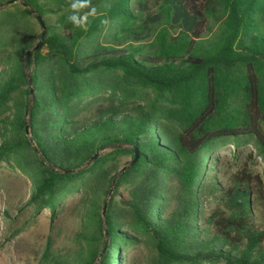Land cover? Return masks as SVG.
Listing matches in <instances>:
<instances>
[{"label": "trees", "instance_id": "obj_1", "mask_svg": "<svg viewBox=\"0 0 264 264\" xmlns=\"http://www.w3.org/2000/svg\"><path fill=\"white\" fill-rule=\"evenodd\" d=\"M71 2L0 0V115L12 99L15 110L0 160L29 154L27 204L52 213L40 264H115L131 229L150 237L154 264H264L256 175L220 178L214 156L220 141L251 137L264 157V0H88L85 28L67 20ZM34 11L46 30L26 54L42 32ZM109 70L119 80L103 79ZM105 85L119 101L98 96ZM136 152L106 234L105 196ZM74 187L85 191L71 201L73 249L57 246L54 218Z\"/></svg>", "mask_w": 264, "mask_h": 264}, {"label": "rangeland", "instance_id": "obj_2", "mask_svg": "<svg viewBox=\"0 0 264 264\" xmlns=\"http://www.w3.org/2000/svg\"><path fill=\"white\" fill-rule=\"evenodd\" d=\"M0 61V71L3 69ZM103 79L115 78L119 80L118 71H102ZM105 85L98 93L99 97L120 100L117 91ZM118 89V88H117ZM143 93L148 92L153 97L154 93L141 87ZM14 100H10L9 107L0 115V141L6 134L8 123L2 118L13 115ZM109 149L101 150V153ZM220 178H227L240 166L252 169L255 178L254 194L259 197L254 208L256 210V223L264 225V157L259 155L254 140L251 137H242L235 140L225 139L218 143L214 150ZM27 152H19L6 160H0V264H40L41 256L51 228V211L44 209L33 215V206L27 204L32 190V179L23 167L27 168ZM128 156L120 157L121 163L126 162ZM206 165L208 160L204 159ZM85 190L74 187L64 200L65 208L54 218L57 225L59 239L57 246L67 244L76 248L77 243L71 240L72 234L79 224L75 216L71 201L78 196L82 197ZM107 197V196H105ZM19 230V231H18ZM134 238L121 243V249L115 251L114 256L121 257L115 264H154L155 250L153 243L147 235L131 229ZM124 258V260H123ZM209 264V263H207ZM212 264H222L221 262Z\"/></svg>", "mask_w": 264, "mask_h": 264}, {"label": "water", "instance_id": "obj_3", "mask_svg": "<svg viewBox=\"0 0 264 264\" xmlns=\"http://www.w3.org/2000/svg\"><path fill=\"white\" fill-rule=\"evenodd\" d=\"M34 14L36 15V18L38 20V22L40 23V25L42 26V32H41V37H40V40L38 41V43L32 47H30L29 49H27L26 51V54L35 50L41 43V40L44 38V34H45V30H46V27H45V21L44 19L42 18L41 15L37 14L35 11H34ZM26 54L24 55L23 57V63H24V68H25V71L27 73V78H28V81H29V86H30V92H31V96L29 98V110H28V116H27V119H26V124H25V131H26V134L29 135V129H28V123L30 121V114H31V104H32V97H33V87L31 85L32 83V80H31V73L29 71V69L27 68V65H26ZM138 152H136V156L134 159L128 161V162H125L116 172L115 176H114V179L111 183V186L109 188V192L107 194V197L105 198V201H104V204H103V207H102V218H103V222H104V228H105V233L107 234V227H106V209H107V203H108V200L109 198L111 197L112 193H113V190H114V187H115V184H116V180L118 179V177L120 176V174L125 171L129 166H131L137 159L138 157Z\"/></svg>", "mask_w": 264, "mask_h": 264}, {"label": "clouds", "instance_id": "obj_4", "mask_svg": "<svg viewBox=\"0 0 264 264\" xmlns=\"http://www.w3.org/2000/svg\"><path fill=\"white\" fill-rule=\"evenodd\" d=\"M88 0H72L69 7L72 9V13L67 16V20L70 21L74 26L79 28H85L86 21L89 15L95 14V8L89 10V12L78 15V11L87 6Z\"/></svg>", "mask_w": 264, "mask_h": 264}]
</instances>
